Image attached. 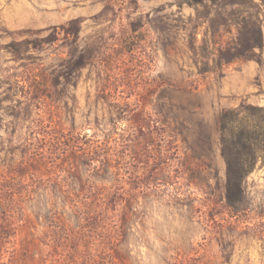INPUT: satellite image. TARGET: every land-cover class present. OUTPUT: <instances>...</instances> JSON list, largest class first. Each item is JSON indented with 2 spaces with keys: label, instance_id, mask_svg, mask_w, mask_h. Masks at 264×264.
I'll list each match as a JSON object with an SVG mask.
<instances>
[{
  "label": "rangeland",
  "instance_id": "obj_1",
  "mask_svg": "<svg viewBox=\"0 0 264 264\" xmlns=\"http://www.w3.org/2000/svg\"><path fill=\"white\" fill-rule=\"evenodd\" d=\"M243 104L264 0H0V264H264V161L224 196Z\"/></svg>",
  "mask_w": 264,
  "mask_h": 264
},
{
  "label": "trees",
  "instance_id": "obj_2",
  "mask_svg": "<svg viewBox=\"0 0 264 264\" xmlns=\"http://www.w3.org/2000/svg\"><path fill=\"white\" fill-rule=\"evenodd\" d=\"M240 23L235 24L236 37L231 52L219 51L220 63L255 58V48H261L262 33L256 21L245 17ZM215 34L220 35L218 30ZM219 128V150L225 164L224 196L232 206L240 200L245 174L256 158L264 161V105L243 104L223 110Z\"/></svg>",
  "mask_w": 264,
  "mask_h": 264
}]
</instances>
